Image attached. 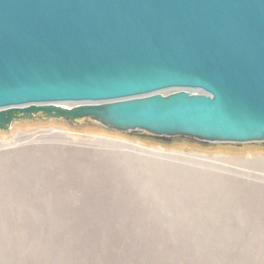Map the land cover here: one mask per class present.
Segmentation results:
<instances>
[{"label": "water", "instance_id": "95a60500", "mask_svg": "<svg viewBox=\"0 0 264 264\" xmlns=\"http://www.w3.org/2000/svg\"><path fill=\"white\" fill-rule=\"evenodd\" d=\"M37 120L264 144V0H0V132Z\"/></svg>", "mask_w": 264, "mask_h": 264}, {"label": "rangeland", "instance_id": "374dc122", "mask_svg": "<svg viewBox=\"0 0 264 264\" xmlns=\"http://www.w3.org/2000/svg\"><path fill=\"white\" fill-rule=\"evenodd\" d=\"M78 223L116 227L111 264H264V144L83 121L0 132V264H108L54 229Z\"/></svg>", "mask_w": 264, "mask_h": 264}, {"label": "trees", "instance_id": "16d2710c", "mask_svg": "<svg viewBox=\"0 0 264 264\" xmlns=\"http://www.w3.org/2000/svg\"><path fill=\"white\" fill-rule=\"evenodd\" d=\"M75 216L96 217L92 213L77 211ZM55 231L65 232L73 241V245L79 254L84 255L86 261L92 262L94 258L101 253L103 258L111 264L110 258L113 243H116L115 233L116 227L113 225L93 224V223H78L67 226H54Z\"/></svg>", "mask_w": 264, "mask_h": 264}]
</instances>
